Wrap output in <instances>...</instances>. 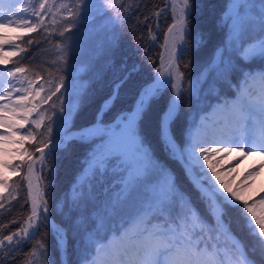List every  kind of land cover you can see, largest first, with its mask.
<instances>
[{"label": "snow or ice", "instance_id": "snow-or-ice-1", "mask_svg": "<svg viewBox=\"0 0 264 264\" xmlns=\"http://www.w3.org/2000/svg\"><path fill=\"white\" fill-rule=\"evenodd\" d=\"M142 2V0H141ZM15 3H20L22 6L19 9L15 8V4H9L5 7L3 2H0V53L4 52L6 46L19 48L15 41L22 39V35L8 36L7 29H26L27 33L36 32L38 27L44 26V16L39 10L47 8L46 0L41 2L38 6L39 10L35 8L29 13L28 8L23 6V0H15ZM248 0H228V5L235 9L234 15L228 16L232 20L231 33L233 35V42L241 39V47L239 52L240 60L243 63L246 59H254L259 56L264 58V0H261V7L255 18L250 16L248 12H241L247 8ZM87 6V0H75V5L69 8L68 4H61V8L68 9L67 15L64 18L63 30L58 33L62 38H66L69 43L57 44L56 51L58 55V63L63 67L69 65V52L73 49L74 41L73 29L77 28V21L82 17L84 9ZM104 6L108 9H122L124 14L131 12V6L125 7L122 2L112 3L110 0H104ZM198 0H182V6L179 8V13L176 14L175 0H172L171 7L175 17V23L168 29L170 33L174 32L175 36L172 41L171 61H177L179 58L189 50L199 51L206 44V35L199 28L192 26V19L194 12L200 7ZM47 14V12H45ZM158 15V13H154ZM27 16L25 19L23 17ZM121 13H117L119 19ZM16 17H20L17 19ZM32 19H36L37 23H31ZM223 20V16L220 17ZM148 17H145V22ZM55 23V20H53ZM248 25H253L258 28V34L255 37L244 41L242 37L247 30ZM47 31V28H45ZM32 44V41H28ZM24 52V49H19ZM227 47L221 45L214 50L213 58L210 62L211 66L218 71L219 77L224 83L229 79H233L232 73L237 69L231 61V57L225 59L227 54ZM215 52L220 53L219 61L215 58ZM0 63L7 65L9 60L0 57ZM55 63V62H54ZM169 72L164 73L157 69V75L152 78L150 82H144L139 85L135 93V100L133 105L126 111H122L115 119L119 122L115 124V131L110 126H103V115L106 111L111 110L119 102L122 89L126 88L133 80L134 76L139 73L140 69L136 65H124L121 69V75L116 77L110 84L107 95L103 98L99 109L97 111V120L87 130H82L80 139L87 135L98 133L99 139L104 141L105 135L108 136V141L104 145V151L101 158L96 159L91 164V175L89 179L95 178V173L100 170L101 165L105 161L112 158H118L121 155H126V149H134L137 154L138 161L142 164V177L149 178V174H155L163 177L165 191L158 205L155 206L154 215L147 221H143L145 227L137 232V238L141 241L135 250V257L128 256L127 250L123 253L117 251L111 260L101 261L97 255L92 257L85 256L82 258L80 264H201L200 257L203 250L198 244L194 245L193 237L203 233L205 224V215L201 213L193 200L192 192L188 191L178 182L176 174L168 166V164L156 156L151 146L146 143L139 128L145 118L157 111V133L159 141L165 151L169 160L178 162L184 172V176L191 185L192 191L196 194V200L204 204V212L212 219V227L209 231L215 232L217 235L230 236L233 239V248L239 252V256L234 258V264H258L254 259H251L244 244L230 231V225L224 220L225 215L229 209L236 210L241 219L244 221V226L248 230V234L257 239L261 245L260 248V262L264 264V209H261L258 214L257 204L255 199L251 202L244 199L237 191L221 179L217 171L215 161V153H222L226 149L217 147L216 145L235 144L240 151L248 149L247 154H253V148H259L261 151L259 155H264V87L261 88L259 96H255L252 90L242 88L237 84L238 92L241 94L238 97V102H226L222 107L224 111L231 114L232 118L220 122V124L212 128L208 135H202L200 129L205 128V125H196V131H188L187 129H175V125L179 119L180 104L185 92L191 93L195 90V85L199 81H188L189 87L185 89L183 82L185 81V73L172 62L169 63ZM62 70V69H60ZM24 72L23 68L16 67L13 70L7 71L8 77H15L17 73ZM2 74V73H0ZM253 75H249L244 83L247 85L249 79H255ZM261 84L264 85V71L259 75ZM49 87L47 89V98H42V103H48L53 97L59 101V109L57 111V118L59 120H66L67 116L71 114L73 104L65 99V92L71 88V85L66 81L65 76L60 75L58 78H53L48 81ZM171 88V95L165 99L164 91ZM41 86V91H43ZM40 93L37 92V95ZM31 93L28 95H17L14 107L11 103L0 104V127L7 125L9 128H16L17 131L25 127L24 123L19 125L11 124L5 118L3 112L5 109L10 111L13 116L17 110H22L24 120L27 123L33 113L38 117L31 119V125L36 129H40L42 125L47 124L46 134L47 140L38 141L42 146L37 148L39 153V163L42 170L47 168L49 163L51 171L49 172L48 189L54 186L56 158L54 152L61 147V142L53 136L52 115H45L46 110H39V103H32L29 100ZM12 92L6 93V96H0V100H11ZM163 101L162 106L161 102ZM32 103L31 107L27 105ZM52 109L56 110V104H52ZM258 132V135L255 133ZM8 133H0V136H5ZM29 136L35 140L29 129ZM75 139V138H73ZM206 145H214L206 147ZM65 148L67 147V139L64 141ZM236 150L229 148L227 151ZM32 161V157L29 156ZM32 161L28 164L29 172L33 170ZM6 167L8 165H5ZM12 167H19L13 165ZM141 180V175H131L125 184V198L132 196L135 192V186ZM7 182L0 179V184ZM75 183V181H74ZM32 187L29 181V188ZM3 207V205H0ZM175 213V215H174ZM29 223L24 227L22 235H9L0 240V245H4L5 241H17L16 248L22 247L27 240H31L39 232V229L45 223L47 224L49 235L56 241L57 251H63L67 254L68 251V230L61 225L54 222L50 215L48 201L44 199V193L39 190L32 196L31 215L29 216ZM156 219L162 221L160 229L152 230V221ZM173 225L175 226L173 228ZM183 229L184 243L179 244L178 247L173 246L171 234ZM199 230V231H197ZM89 236L81 242H86L90 239ZM76 237L73 236V240ZM12 247L11 243L7 245ZM45 255L48 264H51V249L46 247L43 243L36 245ZM75 247V245H73ZM209 251L212 250L211 245H205ZM3 249L0 248V251ZM104 251L103 246L95 248V253L99 254ZM255 251V248H253ZM127 257V258H126ZM3 264V260H0ZM208 264H227L222 258L220 245H216V251L212 253V259Z\"/></svg>", "mask_w": 264, "mask_h": 264}, {"label": "trees", "instance_id": "trees-1", "mask_svg": "<svg viewBox=\"0 0 264 264\" xmlns=\"http://www.w3.org/2000/svg\"><path fill=\"white\" fill-rule=\"evenodd\" d=\"M164 1L116 0L115 3L122 2L125 7L131 6V12L124 14L122 9L107 8L104 15L110 14L115 17L110 28L105 23L98 30L93 29L96 24L95 18L100 16L96 17L95 15L89 25L85 23L82 27L73 29L74 41L72 43L74 47L69 52L67 67L58 63L59 54L56 51V46L62 42L67 44L69 41L58 34H54L51 38L41 30L32 34L34 44L24 43L25 51L21 53L20 57L14 56L12 60L23 65L27 72L33 76L41 79L58 78L63 75L67 82H71L75 78L86 81L68 129H79L93 123L99 106L109 91L111 82L122 74V67L136 65L140 69L139 73L134 76L126 88L122 89L119 102L115 107L103 115L104 123L110 122L120 112L126 111L133 105L139 85L149 82L154 77L161 53L160 44L158 45L156 42L157 40L162 41L160 35H163L171 20L169 14L166 13L158 24V28L156 26L157 20L154 13L163 6ZM254 1L257 0H252V2ZM198 2L201 6L194 12L192 26L205 33L207 42L199 51H193L189 47V50L177 60L180 71L185 73L186 79H191L194 76V80L197 81L198 72L203 70V80L199 81L197 90L202 92L206 98L215 93L229 94L231 93V84L238 80L239 70L256 64L257 61L254 58L246 59L241 63L239 62L240 57L236 53L231 52L226 55V57H231L237 71L232 73L233 79L224 83L210 62L214 50L218 46H228V28L225 24L226 17H224V13L229 7L228 0H198ZM256 3L259 6L254 4L257 7V9L253 8L255 14L261 7V3ZM118 12L121 13L119 19L117 18ZM221 16H223V20L220 19ZM145 17H148L146 22ZM91 29L92 31H90ZM258 31V28L250 26L245 31L246 37H255ZM152 32L153 35L157 34L155 42L151 41L150 34ZM196 73H198L197 76ZM189 74L191 75L189 76ZM171 91V88L164 91L165 99L171 95ZM162 104L163 101L160 106ZM157 111H153L145 118L139 130L156 156L165 161L176 174L181 186L192 192L196 206L201 213H204L205 219L212 223L211 217L204 212V204L196 200V194L185 178L181 165L176 161L169 160L165 154L157 133ZM189 115L188 96L184 94L180 104L179 119L175 125L176 130L188 127ZM107 141V135H105L104 141L99 139V135L87 140L72 138L67 141L66 148L64 146L58 148L54 152L56 170L54 186L51 189L47 188L50 179L48 172L50 163L41 173V187L44 199L48 201L51 218L68 230V251L65 254L68 264L77 262L87 251L91 243L90 239L84 243L81 241L85 240L89 234L90 237L106 235L119 219L126 217L132 210V207L129 206L130 197L125 198V184L131 175L137 174H132L131 167L133 165L125 162V158L131 155L129 148L125 150L126 155L112 158L110 162L105 161L100 170L95 173V178L89 179L92 171L91 164L102 157ZM138 175H141V181H149L153 174H149L147 179L142 177V173ZM10 191L8 198L0 204L3 205L0 207V236L16 230L29 214V199L22 177L14 179ZM224 220L230 225V230L243 242L248 256L259 264L261 245L257 239L248 234L239 213L234 209H229ZM73 236L76 237L75 240H73ZM38 242L51 249V264H61L56 241L49 235L46 223L40 227L34 238L24 243L22 247H15L11 251L0 254V260H3V264H24L27 256L36 248L39 249L36 247ZM43 257V261L47 263L46 256Z\"/></svg>", "mask_w": 264, "mask_h": 264}, {"label": "rangeland", "instance_id": "rangeland-1", "mask_svg": "<svg viewBox=\"0 0 264 264\" xmlns=\"http://www.w3.org/2000/svg\"><path fill=\"white\" fill-rule=\"evenodd\" d=\"M116 0H110V2L115 3ZM3 2L5 7L9 4H15V8L19 9L22 5L20 3H15V0H0ZM44 0H23V6L28 8L29 13L33 11L35 8L39 10L38 6ZM256 2L261 3V0H257L252 2V0H248L247 8L241 12L243 15L244 12H248L250 16L255 18V7L254 4L258 5ZM47 8L45 10H39L41 15L44 16V26L38 27L37 30H41L42 33L46 34L52 38L54 34H58L63 30V27L66 26L64 23V18L67 15L68 9L61 8V4H68L69 8L74 7L75 0H46ZM259 6V5H258ZM107 8L104 6V0H87V6L84 9L82 17L77 21V27L84 25L87 23L89 25L90 21L94 19V16L99 18H95L96 24L93 29L98 30L101 26L105 25L108 28L112 26L115 17L110 14L104 15V11ZM47 12V14H45ZM169 15L172 18L174 16L173 11H169ZM235 9H232L230 6L224 13V17H226V27L227 35H228V51L227 54H231V52L236 53L239 56L240 47H241V39L235 40L233 42V35L231 33V25L233 23L232 20L228 19L230 14L234 15ZM19 19L20 17H16ZM27 19L28 17H23ZM55 20V23H53ZM228 20V21H227ZM31 23H37L36 19H32ZM92 27V24H90ZM253 25H248V27ZM247 27V28H248ZM47 28V31L45 30ZM92 31V29L90 30ZM32 33H27L26 29H15L9 28L7 29L8 36L22 35V39L15 41V44L19 45V48L8 47L6 46L3 53H0V57L7 58L9 63L4 65L0 63V96H6V93L11 91L12 97L11 100L5 99L0 100V104L2 103H11L14 107V101L17 95H28L31 93L29 100L32 101V97H35V100L32 103H39V110H46L45 115H52V127H53V136L56 137L62 133L68 131V126L70 124V120L73 116V112L78 104V100L81 94L84 91V87L86 85V81H81L79 78L72 79L71 82H68L71 85V88L65 92V99L73 104L71 114L67 116L66 120H59L57 118V111L59 109V101L56 97H53L52 100L48 101V103H42V98H47V89L49 87L48 81L52 80L53 77L49 79L42 80L40 77L29 75L23 66L18 65L16 63L11 62V58L15 55L19 56L22 52L19 49H24V43H28L29 40L32 41ZM153 36V32L150 34ZM242 40L247 41L249 38L246 37V33H244ZM151 41L153 39L151 38ZM158 45L161 41H157ZM29 44V43H28ZM32 44L34 42L32 41ZM63 44V42H62ZM214 54V53H213ZM39 56V54H38ZM219 52H215V58L219 61ZM213 58V56H212ZM228 57H225L227 59ZM45 59V58H44ZM256 64H252L249 67L242 68L238 72V80L237 83L232 87V91L230 94L223 93H215L211 97L206 98L202 92L197 90L198 83L195 85V90L191 93L185 92L188 96V106H189V124L186 128L188 131L195 132L196 125H205V128L200 129L201 134L207 136L209 131L218 126L220 122L227 121L232 118L231 114L224 111L222 113L218 112V108H223L222 106L226 102H238V97L241 95L238 92L237 84H239L242 88H245V94L247 90H252L255 96H259L261 88L264 85L261 84L259 79V75L261 71H264V58L259 56L255 57ZM19 67L23 68L24 72L17 73L15 77H8L7 71L13 70L14 68ZM79 68V67H78ZM197 68V67H196ZM195 70V69H194ZM193 72V71H192ZM216 72H218L216 70ZM199 73L198 81L203 80V70ZM196 73V76L198 75ZM253 75L255 79H249L247 85H245L244 81L249 75ZM191 74H189L190 76ZM188 76V77H189ZM195 81L194 76L192 78H185V82H183V87L187 89L189 87L188 81ZM41 86H43V91H41ZM258 89V90H257ZM37 92L40 94L37 95ZM32 103H29L27 106L31 107ZM56 104V110L52 109V104ZM224 109H222L223 111ZM217 111V112H216ZM15 116L12 115L10 111L7 109L4 110L3 115L11 124L19 125L21 123L25 124V127L20 129L19 131L16 128H9L7 125L0 127V133H8L5 136H0V179L5 180L6 184H0V204L6 200L8 195L10 194V188L13 184L14 179L19 176L22 177L24 184L26 171L29 164V156H33L37 153V148L42 146L38 143V141L47 140L46 127L47 124L42 125L40 129H36L35 126L31 125V119H37L35 113L31 116L30 120L26 123L24 120V116L22 110H17ZM219 113V114H218ZM218 114V115H217ZM224 114V115H223ZM109 126V125H103ZM115 131L118 129L115 128V125L111 126ZM29 129L36 139L33 140L29 136ZM209 129V130H208ZM206 130V131H205ZM258 135V132L255 133ZM64 143H61V147H63ZM214 145H206V147H212ZM217 147H221L226 149L222 153H215V163L217 166V171L221 176V179L225 181L226 184L234 191H237L239 195L244 197V199L249 200L250 202L255 199L257 204L258 214L261 209H264V159L259 157L258 154L261 151L259 148H253V154H247L248 149L245 148L244 151H240L235 144L228 145H216ZM229 148H234L236 150L227 151ZM133 150V151H132ZM131 155L126 157L125 162L133 165L131 167L132 174H141L142 173V164L137 159V154L134 153V149L129 148ZM5 165H8L7 167ZM13 165H19V167H12ZM39 165H37L35 170V177L38 174ZM133 168V170H132ZM51 171V165L48 167V172ZM227 179H226V178ZM253 187V188H251ZM248 189L246 196L241 190ZM165 191V185L162 176H158L153 174L152 179L149 181H141L135 186V194L130 196L129 198V206L132 207L130 213L125 217L123 221H119L116 223V227L107 235L100 236H91L90 238V248L83 254V257L88 256L92 257L93 255H97L98 259L101 261L111 260L117 251L123 253L125 251V246L122 243L123 240L128 238H134L131 242V249H128V256L133 257V253H135V244L136 246L141 243V241L137 238V232L142 230L145 227L143 221H147L152 218L156 213L154 209L156 205H158L160 199L163 196ZM41 192L43 189L41 188ZM175 215V213H174ZM162 221H158L153 219L152 221V230H158L162 226ZM212 223L205 221L204 231L202 234L193 237L192 242L194 245L198 244L200 248L203 250L200 261H205L208 259L209 262L212 259V253L216 251V245H220V251L222 253V258L227 262V264H234V258L239 256V252L233 248V242L228 239L226 235H220L218 238L216 237L215 232L209 231V228L212 227ZM112 225V223H110ZM175 226L173 225V228ZM199 231V230H197ZM172 238L173 243L180 242L179 244L184 243L183 237L188 235V233H184L183 229L177 231L174 235L169 234ZM1 238V237H0ZM137 240V241H136ZM28 242V241H26ZM205 245H211L212 250L209 251ZM103 246L104 251L99 254L95 253V248ZM13 250V249H12ZM114 250V252H113ZM110 251V252H109ZM132 252V253H131ZM99 255V256H98ZM42 252L40 249L34 250L27 256V259L24 264H48V262L43 261ZM209 257V258H208ZM127 258V257H126ZM82 260V259H81ZM78 261L75 264H80Z\"/></svg>", "mask_w": 264, "mask_h": 264}, {"label": "bare ground", "instance_id": "bare-ground-1", "mask_svg": "<svg viewBox=\"0 0 264 264\" xmlns=\"http://www.w3.org/2000/svg\"><path fill=\"white\" fill-rule=\"evenodd\" d=\"M171 3H172V0H165L164 1V4H162L163 6L160 8V9H158L155 13H158V15H154V17L156 18V20L160 23L162 20H163V18H164V16L166 15V13H170L169 11H173V8L171 7ZM175 5H176V9H175V12H176V14H178L179 13V8L182 6V0H175ZM168 16H171V15H168ZM167 16V17H168ZM171 18V17H170ZM168 19V18H167ZM228 21V20H227ZM176 21H175V17L173 16L172 18H171V20H170V22H169V24L167 25V27H166V29L164 30V32H163V37H162V41H161V43H160V48H161V55H160V60H159V66H158V69L161 71V72H164V73H167V72H169V63L170 62H172V63H174L175 64V61H171V51H172V41H173V39H174V36H175V30H174V32H172V33H170L169 31H168V29H169V27L171 26V25H173L174 23H175ZM163 31V30H162ZM160 36H162V35H160ZM158 41V40H157ZM157 43V42H156ZM176 64H177V61H176ZM178 65V64H177ZM178 68H179V66H178ZM180 70V69H179ZM156 75H157V73H156ZM155 75V76H156ZM258 90V89H257ZM222 109L223 108H218V112L219 113H222V112H224V110L222 111ZM217 112V111H216ZM218 113V114H219ZM217 114V115H218ZM224 115V114H223ZM119 121L118 120H116V119H114V120H112L111 122H109L107 125H111V126H113V125H115L116 123H118ZM102 127H103V125H102ZM90 128V126L88 127H83L82 129L83 130H87V129H89ZM209 130V129H208ZM206 131V130H205ZM259 155V154H258ZM32 157V161H36V163L35 164H33V170H32V172H29V169H28V167H27V171H26V177H25V183H26V190H27V192H28V195H29V208H30V213H29V215H28V217L26 218V220L21 224V226L16 230V231H14L12 234H10V235H16V236H20V235H22V229L24 228V227H27L28 226V223H29V216L31 215V207H32V196L33 195H35L36 194V191L37 190H39L40 192H41V188H40V176H38L37 177V175H36V177H35V175H34V173H35V170H36V167H37V165H39L40 163H39V153H38V151H37V153L35 154V155H33V156H31ZM259 157H261V158H263L264 159V155H259ZM32 161H30L29 160V163H31ZM41 169V165L39 166V169H38V171ZM226 178V177H225ZM227 179V178H226ZM224 180V179H223ZM29 181H31V184H32V187L31 188H29ZM251 188H253V187H251ZM246 196L248 195V193H247V191H248V189H242L241 190ZM83 193V192H82ZM84 194V193H83ZM9 236V235H8ZM228 238H229V240H231V241H233V239H232V237H230V236H227ZM4 239V237H1L0 238V240H3ZM122 240V243L124 244V246H125V250H128V249H131V242L130 241H132V240H134V238H131V240L130 239H128V238H126V239H124L123 240V238L121 239ZM137 241V240H136ZM9 243H11V245L12 246H14V245H16V243H17V241L14 239L12 242H8V241H5L4 242V245H0V248H2L3 250L2 251H4L8 246V244ZM180 243V242H179ZM179 243L178 242H174L173 243V246L174 247H178L179 246ZM139 245H137L136 246V244H135V247H138ZM133 248V247H132ZM136 249V248H135ZM2 251H0V253L2 252ZM110 252V251H109ZM113 252H114V250H113ZM128 253V252H127ZM132 253V252H131ZM115 254V253H114ZM130 254V253H129ZM128 254V255H129ZM99 256V255H98ZM133 257H135V253H133V255H132ZM98 258V257H97ZM113 258V257H112ZM209 258V257H208ZM252 259V258H251ZM206 261H208V259L206 260ZM205 261V259L203 260V261H201V264H208V262H206Z\"/></svg>", "mask_w": 264, "mask_h": 264}, {"label": "water", "instance_id": "water-1", "mask_svg": "<svg viewBox=\"0 0 264 264\" xmlns=\"http://www.w3.org/2000/svg\"><path fill=\"white\" fill-rule=\"evenodd\" d=\"M175 65L178 67V65L176 64V61H175ZM82 130L83 129H77V130L68 131V132L56 137V139L61 138V137L65 138V139H68V138H71V137H81L79 135H82ZM95 134H98V133H93L91 135H95ZM83 139H85V137Z\"/></svg>", "mask_w": 264, "mask_h": 264}]
</instances>
